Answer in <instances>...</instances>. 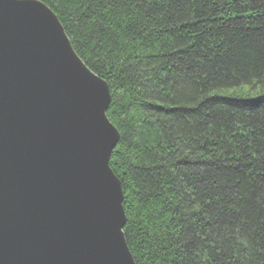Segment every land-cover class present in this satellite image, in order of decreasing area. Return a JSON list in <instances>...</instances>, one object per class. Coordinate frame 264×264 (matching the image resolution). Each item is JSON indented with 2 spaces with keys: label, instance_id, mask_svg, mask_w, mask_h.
<instances>
[{
  "label": "trees",
  "instance_id": "trees-1",
  "mask_svg": "<svg viewBox=\"0 0 264 264\" xmlns=\"http://www.w3.org/2000/svg\"><path fill=\"white\" fill-rule=\"evenodd\" d=\"M40 1L111 90L134 263L264 264V0Z\"/></svg>",
  "mask_w": 264,
  "mask_h": 264
},
{
  "label": "water",
  "instance_id": "water-1",
  "mask_svg": "<svg viewBox=\"0 0 264 264\" xmlns=\"http://www.w3.org/2000/svg\"><path fill=\"white\" fill-rule=\"evenodd\" d=\"M111 102L53 10L0 0V264H136Z\"/></svg>",
  "mask_w": 264,
  "mask_h": 264
}]
</instances>
